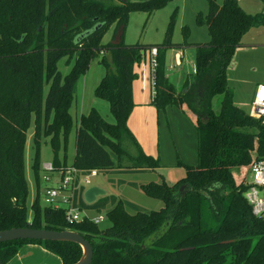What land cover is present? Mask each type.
Segmentation results:
<instances>
[{
  "label": "trees",
  "instance_id": "1",
  "mask_svg": "<svg viewBox=\"0 0 264 264\" xmlns=\"http://www.w3.org/2000/svg\"><path fill=\"white\" fill-rule=\"evenodd\" d=\"M165 1L0 0V230L27 226L77 231L91 243L90 264H264V219L252 215L243 196L245 184L233 173L235 168L249 170L255 158L264 156V117H253L235 105L226 83L241 36L264 18L247 14L237 0H208V12L198 22L206 24L210 38L196 46V74L177 89L168 80L158 44L123 42L130 10L151 13ZM172 23L173 15L162 45L171 44ZM110 25H114V39L102 44L100 37ZM150 46H157L151 103L156 109L177 104L194 115L197 162L185 165L184 176L172 185L163 180L139 185L145 195L163 203L157 210L142 211L119 199L106 212L110 225L100 228L87 218L68 223L64 207H40L34 201L29 219L23 156L31 117L35 177L45 137L53 151V166L60 165L61 148L60 167H65L67 142L75 125L70 113L75 82L98 54L106 71L95 93L108 102L114 122H106L95 109L81 115L75 125L71 166L81 173L113 169L111 149L118 160L124 156L133 160L121 170L159 167L126 123L133 105V62ZM65 56H74L75 62L63 74L57 62ZM216 95L221 96L218 112L211 107ZM126 140L133 142L137 154L127 152ZM181 185H185L182 192L178 191ZM82 192L81 186L76 192L78 205H103L87 204ZM24 244L43 246L62 264L77 261L82 253L71 241L17 239L0 242V264H6Z\"/></svg>",
  "mask_w": 264,
  "mask_h": 264
},
{
  "label": "rangeland",
  "instance_id": "2",
  "mask_svg": "<svg viewBox=\"0 0 264 264\" xmlns=\"http://www.w3.org/2000/svg\"><path fill=\"white\" fill-rule=\"evenodd\" d=\"M102 1L114 3L116 0ZM222 1L216 0L218 3ZM237 2L247 14L264 18V1L237 0ZM207 12L208 0H166L161 7L151 13L144 9H132L128 13L123 42L128 45L158 44L159 56L162 59L168 80L177 89H181L186 78L195 75L197 71L196 43L206 42L210 38L206 24L198 22V19L204 17ZM172 15L173 23L169 37L171 44L162 45L161 43L166 39V30ZM113 30L114 25H110L100 37L102 44L113 41ZM74 62V56L70 58L65 56L57 62V67L61 73L66 74ZM149 68V54H145L139 61L133 62L134 77L131 81L133 105L128 119L133 112L131 123L138 133L136 140L144 153L158 160L159 167L145 173L121 170L133 164L132 158L124 156L118 160L116 153L109 149L116 167L107 171H98L95 176L90 177L89 183H83V192L91 186H97L105 191L104 194L98 195L94 201L95 203L101 202L103 205L89 209L80 206L79 209L81 215L84 212L91 217L103 215L104 220L98 224L100 228L110 225L106 212L112 208L114 201L119 199L130 201L142 211L159 209L163 203L159 199L145 195L139 188V183L163 180L168 185H172L184 176L185 165L197 162L196 134L192 125L194 115L189 113L187 117L186 112L177 104H168L164 109H156L150 98ZM105 71L106 67L102 56L98 54L90 60L85 72L76 79L70 107L75 125L79 122L81 115H86L91 109H95L106 122H114L108 102L95 93ZM226 83L233 91L234 104L247 114L252 115L251 101L254 90L258 83H264V20L251 26L241 36L232 64L226 71ZM46 89L47 86H45ZM220 98V95L211 98V107L215 112L219 110ZM149 108H152L153 112H158L159 115H164V111H166L168 123L165 117L161 121V119L157 120L155 115L151 116ZM75 125L69 134L65 151V166L68 167L71 166L75 152ZM32 134L33 116L27 129L23 156L27 183L26 215L29 219L32 213L31 205L34 201L40 207L48 206L45 201V188L56 184L57 173L63 162V149L60 148L57 154L60 160L59 167H54L50 171V180L44 179L45 172L42 170L41 164L52 161L53 151L49 138H43L39 148L40 168L38 176L35 177L32 168ZM125 147L129 154H137V148L131 140H126ZM233 173L237 181L244 183L245 180H250L248 169L243 171L242 168H235ZM54 204L64 207L60 197L55 199ZM126 207L128 211H131L130 207ZM40 255L48 257L47 262L44 261L47 264L61 263L59 257L51 252L40 253ZM25 258L27 259V257Z\"/></svg>",
  "mask_w": 264,
  "mask_h": 264
},
{
  "label": "built area",
  "instance_id": "3",
  "mask_svg": "<svg viewBox=\"0 0 264 264\" xmlns=\"http://www.w3.org/2000/svg\"><path fill=\"white\" fill-rule=\"evenodd\" d=\"M149 67L151 72V93L152 97L155 95L154 90V74L157 66V46H150L148 48ZM252 116L259 118L264 117V83L257 84L253 99L251 101ZM44 170V179L50 180L51 173L54 169L52 161L43 162L41 164ZM98 170L90 169L85 173H81L73 166L60 167L57 173L58 180L55 185H49L45 188V201L48 206L60 208L54 204L55 199L60 197L64 203L65 219L68 223H75L87 218L99 224L104 220L103 215L89 216L84 212L80 213V205L76 201V192L83 183H89V179L97 174ZM248 174L250 180H245V189L243 196L250 206L253 216L264 219V156L255 158L250 164ZM78 200V199H77Z\"/></svg>",
  "mask_w": 264,
  "mask_h": 264
},
{
  "label": "water",
  "instance_id": "4",
  "mask_svg": "<svg viewBox=\"0 0 264 264\" xmlns=\"http://www.w3.org/2000/svg\"><path fill=\"white\" fill-rule=\"evenodd\" d=\"M119 1V0H118ZM126 1V0H120ZM137 1V0H130ZM185 185H181L178 191H182ZM105 191L97 186H91L83 192V199L86 203H93L97 196L104 194ZM168 225V222L166 223ZM17 239H35V240H53V241H71L77 243L81 250L79 259L70 264H90L92 261L93 249L89 240L85 239L77 231L69 228L63 230H50L45 228L33 227H12L0 230V242L17 240ZM144 246V245H142Z\"/></svg>",
  "mask_w": 264,
  "mask_h": 264
},
{
  "label": "crops",
  "instance_id": "5",
  "mask_svg": "<svg viewBox=\"0 0 264 264\" xmlns=\"http://www.w3.org/2000/svg\"><path fill=\"white\" fill-rule=\"evenodd\" d=\"M115 2H118V1L116 0ZM203 43H205V42H203ZM198 44H200V43H198ZM198 44L196 43V46ZM146 54H148V53L146 52ZM181 56H180V59H181ZM149 73H150V91H151V87L152 86H151V72H150V68H149ZM150 98L152 100V98H153L152 97V93H151V97ZM149 111H150L151 116L155 115L157 120L161 119V121H163V119H164L163 117H165L166 120H167V123H168L167 114L165 113L166 111H164V115L163 114L159 115L158 112H153L152 108H149ZM131 113L133 114V112H131ZM132 114H130L131 116L129 117V119L127 118V122L126 123H127V126L129 128V130L132 132V134L134 135V137L136 139L137 138L136 136H138V133L135 131V129H134L135 127L131 123ZM186 115L188 117L189 114H186ZM168 128H169V125H168ZM194 131H195V129H194ZM195 134H196V132H195ZM137 143H138V141H137ZM196 143H197V139H196ZM147 171H153V169H150V170H147ZM147 171H142V172L145 173ZM140 184H144V183H139V185ZM82 196H83V194H82ZM86 209H89V208H86ZM38 252H40L42 254H47L49 251L46 250L44 247L38 245V244H24V245H22L20 247V249L18 250L16 255L12 259H10L6 264H47L45 262H47L46 259H48V257L46 255H40V253H38ZM25 257H27V259ZM23 258H25V259H23Z\"/></svg>",
  "mask_w": 264,
  "mask_h": 264
},
{
  "label": "flooded vegetation",
  "instance_id": "6",
  "mask_svg": "<svg viewBox=\"0 0 264 264\" xmlns=\"http://www.w3.org/2000/svg\"><path fill=\"white\" fill-rule=\"evenodd\" d=\"M180 192H182V191L180 190Z\"/></svg>",
  "mask_w": 264,
  "mask_h": 264
}]
</instances>
